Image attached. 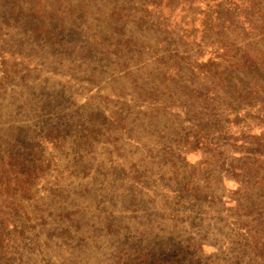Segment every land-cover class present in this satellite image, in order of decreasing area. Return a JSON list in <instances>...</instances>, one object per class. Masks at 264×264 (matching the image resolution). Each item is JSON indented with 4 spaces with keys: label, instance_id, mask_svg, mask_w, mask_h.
<instances>
[{
    "label": "rangeland",
    "instance_id": "374dc122",
    "mask_svg": "<svg viewBox=\"0 0 264 264\" xmlns=\"http://www.w3.org/2000/svg\"><path fill=\"white\" fill-rule=\"evenodd\" d=\"M151 1L40 0L45 11L34 17L42 15L43 20H30L27 13H35L31 10L37 9L36 1L0 0V39L7 37L9 46L18 47L15 53L25 55L15 67L0 61V145L19 150L17 136L31 138L32 132L39 138L55 136L56 144L62 145L39 186L40 210L32 203L27 211L34 209L35 215L28 214L33 219L16 225L25 235L16 242L15 253L28 254L29 264H162L154 257L176 253L171 246L175 239L179 248L185 247L180 260L196 264L193 250L186 249L188 241L197 243L206 236L212 249L206 248V254L229 250L223 244L230 243L234 213L249 209L243 201L249 195L239 193V180L246 179L243 163L226 161L211 172V184L203 192L209 205L204 213L199 206L190 214L176 211L174 204L158 196L163 195L158 190L160 175L170 169L171 159L157 165L155 150L146 145L128 147L119 136L122 119H138L139 125L162 122L169 132L163 141L170 144L174 133L181 131L176 119L195 114L201 101L209 102L204 91L216 84L215 72L220 70L214 64H226L232 57L250 61L264 53V10L261 5L254 9L253 34L225 31L221 18L212 32L195 42L180 31L167 30L165 21L150 14ZM53 2L59 15L48 10ZM20 7L27 12L21 14ZM237 21L231 19L227 26ZM60 27L66 31L59 32ZM187 69L198 76L189 83ZM260 72L257 76L263 80ZM183 74L187 80L180 81ZM166 78L169 83H164ZM235 79L252 83L243 73H236ZM168 100L175 101L180 111L153 103ZM108 112L116 120L104 128ZM236 114L240 126L252 129L256 124L257 116L245 108ZM93 128L102 134H94ZM81 133L88 140L98 138L91 149L76 154L69 141ZM187 162L195 163L197 157L188 154ZM262 170L253 165L244 173L249 176V190L260 194H264ZM138 176L143 185H136ZM30 222H36L35 229L27 233Z\"/></svg>",
    "mask_w": 264,
    "mask_h": 264
},
{
    "label": "trees",
    "instance_id": "16d2710c",
    "mask_svg": "<svg viewBox=\"0 0 264 264\" xmlns=\"http://www.w3.org/2000/svg\"><path fill=\"white\" fill-rule=\"evenodd\" d=\"M34 1H36L37 9L31 10L35 12H33L34 14L27 13L28 18L43 20L42 15L34 16L43 14L44 6L41 7L38 3L40 0ZM26 3L29 4V2ZM57 5L53 2L48 7L49 12L59 15ZM260 5L264 10V0H156L154 2L152 0L148 3L150 14L157 17L158 21H165L167 30L180 31L181 34L188 35L187 39L195 42L197 39H203L204 34L212 32L215 29L213 24H217L221 18L225 25V31L241 29L240 31L245 34H253L255 29L253 24L254 9ZM19 11L21 14L27 12L22 7ZM231 19L238 21L234 26L228 27ZM5 27L7 25H4V29ZM54 29L53 27L52 31ZM59 29V32L66 31V28L60 27ZM0 34H3V29H0ZM17 48L13 45L9 46L7 37L0 39V61L4 62L3 66L7 67L8 64H11L12 67H15L17 60L20 63L25 60V55L15 53ZM253 58L254 60L249 61L247 58L242 61L232 57L231 62L213 65L214 68L220 70L215 72L216 84L207 86V90L204 91V98L209 102L202 105L204 101H201L200 110L195 114H181L176 119L178 124H182L179 125L181 131L174 133L171 145L163 141L169 132L168 126H164L162 122L159 124L148 122L139 125L138 119L135 121L121 120L123 126L119 139L126 146H142V148L145 145L149 146L155 150L156 159H159L157 165L167 158L171 159L169 160L172 162L170 169L160 175L162 181L159 183L158 190L163 195L158 196L164 199V203L174 204L176 211L181 213L190 214L192 209L197 206L201 213H204L209 205L206 201L207 195L203 197V192L211 184V172L226 161L243 163L242 176H245L246 179L244 182L243 178L241 181L239 180V185L242 187L239 193L244 192L249 195V198L243 199L249 203V209L243 213H234L236 218H233L230 225L231 236L228 240L230 243L223 244L229 247V250L218 248L206 254V248L212 250L209 248L210 246H207L209 244H206V236L197 243L188 241L186 249L193 250L191 259L196 258V264H264V194H260L259 191L254 192L252 188L249 190L246 186L249 176L244 174L253 165H257L259 169L262 167L264 174V152H260L261 149H264V79L257 76L261 70L264 74V53ZM248 62L250 63L248 64ZM186 71L190 73L187 78L188 83L194 77H198L189 69ZM208 71L207 73H209ZM236 73L247 75L252 83L247 84L236 80ZM179 78L180 81L187 80L185 74ZM169 80L166 78L164 83H169ZM191 85L194 87L193 84ZM230 86H233V89H230ZM218 96H222V99H218ZM153 103L154 105L160 104L167 110L180 111L178 108L180 106H175V101L168 100V103L163 104ZM241 108H245L246 111L257 116L256 124L252 129L240 126V122L237 124L239 116L236 114V110ZM65 110L64 108L61 114ZM115 120L108 112L104 128L114 124ZM91 131L95 132L94 134H102V130L93 128ZM97 138L98 136H94L88 140V137L81 133L79 137L69 141L74 144L71 146V150L76 154L83 153L84 148H92L93 141ZM19 139L21 140L19 141V150L15 147L2 149L0 145V264H17V262L20 264L19 261H22V264L30 263L31 258H27L28 254L15 253L19 250L16 242L19 239L22 240L25 235L24 229L16 225L31 221L33 218L28 214L35 215L34 209L40 210L42 199L38 198L41 189L39 186L44 182L46 171H49L53 159L56 160L58 150L62 147V145L56 144L55 136L43 134L39 138L37 132H32L31 138L27 139L26 134L19 135L16 140ZM57 141L60 144L67 142V140ZM130 143L132 144L130 145ZM22 146L27 148L20 150ZM238 149L244 153H237L238 156H235L232 151ZM250 151L254 153L250 154ZM188 154L197 157V162L188 163ZM237 171L241 172L239 168ZM137 178L136 185H143V180L139 176ZM32 203L35 204L34 209L27 211L32 207ZM239 205L235 207L238 208ZM35 223H29L27 233L30 229H35L32 226ZM179 242L175 239L171 244L176 248V253L171 250L162 253L161 256L156 254L154 258L161 261L162 264H186V259L180 260L185 247L179 248ZM183 242L186 243V241ZM204 255L206 257L202 258Z\"/></svg>",
    "mask_w": 264,
    "mask_h": 264
}]
</instances>
